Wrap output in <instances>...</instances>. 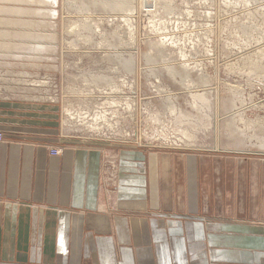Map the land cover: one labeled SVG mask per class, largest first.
<instances>
[{
  "label": "crops",
  "instance_id": "crops-1",
  "mask_svg": "<svg viewBox=\"0 0 264 264\" xmlns=\"http://www.w3.org/2000/svg\"><path fill=\"white\" fill-rule=\"evenodd\" d=\"M64 127L57 104L0 99V264H264L260 164Z\"/></svg>",
  "mask_w": 264,
  "mask_h": 264
},
{
  "label": "rangeland",
  "instance_id": "rangeland-1",
  "mask_svg": "<svg viewBox=\"0 0 264 264\" xmlns=\"http://www.w3.org/2000/svg\"><path fill=\"white\" fill-rule=\"evenodd\" d=\"M112 1L115 2L116 0ZM130 1L125 2L123 6L127 5ZM136 1L139 11L138 18H136V22L134 21L137 31L133 35V39L130 38V30L124 21L112 16L110 19L111 13L108 10H104L105 7L95 3L94 0H43V3L23 5L28 10H35L30 15L0 13V18L20 17L29 19L31 22L41 21L45 24L53 22L52 25L36 28L37 31L42 33L41 37L38 38L19 39L17 37L2 36L0 34V99L10 98L12 96L57 104L60 116L63 119V106L67 104L65 101L66 98L64 99L66 87L70 85L75 91L79 87L83 88L80 86L81 83L75 81L74 78H78L79 75L89 71L112 73L109 69L107 70L108 65L102 61V58L106 55L102 51L103 48H99V43L103 38L109 40L108 42H116L120 37L122 41L116 42L117 46H119V42L131 43L130 46H119L122 51L120 56L128 59L130 57L129 54H131L132 56L134 55L135 60V66L133 67L135 72L129 71L126 67L123 68L122 65L120 66L122 73L125 74L124 79H129L127 81L128 84L122 85L121 87V79L118 77V80H115L117 85L116 89L120 91V96L118 95L116 98L122 101L123 106H121L124 107L122 111L125 109V113L123 112V116L121 114L118 115L119 120L117 123L115 122L117 116L111 118L109 120L112 124L111 126H107V122L105 121H99L103 125L99 130L100 132L92 130L86 125H81L76 130L74 129L76 127L72 129L93 140L98 139V141L106 144H109V142L115 143L123 149L137 147L143 150L151 149L154 151L165 149L181 150L206 155L211 164L221 163L220 159L224 160V157H226L231 162H236V178H240L239 174H242V169L245 170V168L240 167L242 164H246L249 169L250 166L253 168V165L260 164V168H262L260 172L264 175V147L260 146V141L264 139V126L255 127V131L253 132L250 131V128L244 126L245 122L240 120H237L238 122L233 121L234 105L240 106V103L236 100L233 101L234 98H230L231 92L224 90L225 84L243 86V97L244 101L247 102H244L242 105L246 110L243 116L248 120L255 119L258 115L260 117L264 116V85L252 83L253 85L250 86L245 77H240L237 73H235L237 76L233 73L231 74L226 66L227 62L234 63L236 64L235 66L239 65L241 68H244V71H247L246 61L251 62L250 60L256 57L253 48L256 41L261 39L262 34L259 35L254 30H251L253 29L251 26L253 23L249 22L246 18H243L241 22L238 21V23L232 20V24H229L230 20L226 21V17L229 14H226L225 9L231 10L232 7H225L222 3L223 0H214L212 7L210 5L205 6L201 0H188V3L183 2V0H171L173 2L172 9L175 13L167 15L163 19L166 23V26L163 27L166 37L165 44L160 41L163 38L158 37V32L160 31L157 32L156 30L158 35H155L149 31V28H151L149 23L146 22L144 25L142 17L140 16L141 2L140 0ZM165 1L169 5V0ZM78 6L80 8L90 7L91 10H97L96 13L100 14L103 20L100 22V24H103H101L99 32L93 34L94 41L90 44L91 48H83L84 45H82L80 49L82 53H79L77 48H72L68 45L69 40L72 41L78 38L75 34L68 33L69 21L78 19V16L74 15L76 14L75 10ZM52 7L56 9L57 15L47 13V10ZM210 8L215 13L214 20L212 21L215 32L213 31L208 36L205 23H208L206 20V12ZM186 10L191 11L189 15L185 12ZM239 16L244 17L245 15L242 16L241 14ZM221 26H223L224 30H221ZM241 26L245 27L247 33L239 28ZM0 31H29L33 34L37 33L2 22H0ZM117 32L121 36L119 34V37H116L115 33ZM87 33V31L81 32L82 35H86ZM19 41L23 44H29L30 46L28 47L30 48L24 50L15 47L11 48L6 45L7 43H16ZM172 42L173 44H171ZM34 44L35 46L52 47L53 49L46 52L31 51L30 49ZM88 44L86 43L85 47ZM150 45L156 47L153 49ZM179 50H182L187 57H190V66L194 67L196 64L195 61H197L195 68L192 70V75L195 80H197L196 77L201 72H204L210 78L209 84L203 83V80H197V90L200 98L206 99L205 101H200L197 99L199 97H196V103L199 105L203 104V107L197 109L194 104L192 105L193 97L189 95V90L181 84L180 78L178 76L174 78L162 66L159 67L162 68L160 69L162 73L160 72V75L158 74L160 81L162 85L166 86L167 94L172 97L174 104H177V107L180 105L181 108L192 114V117L188 120L181 119L183 122L182 125L176 122L178 116L176 113L170 111L169 101L166 100L164 94L161 91L157 92V88L150 85V81H154L156 84L159 81L155 80L152 76H150V81H146L144 75L145 73H149V70H145L144 68L146 64L144 58L148 56L155 59L154 57H156L155 60L158 61L159 59L160 61L161 55L170 58L178 57ZM249 54H251V58H249L250 56L248 57ZM112 56L115 57L116 55L114 56L112 54ZM115 62L117 61L115 60ZM200 66H202V69ZM17 72H26L27 75L34 77L28 79L29 82L43 80L46 85H23V82L16 84L9 81L11 78H17ZM100 86L99 89L94 87V94L97 97L92 101L85 100L87 103L78 94V96L71 93L67 94V99H70L69 103L71 104L69 106L75 109L83 107L86 111H90L91 114H94V111H103V105L106 100L103 97L105 94L100 91L102 86L106 85L100 84ZM106 90L110 96L114 94L111 88H106ZM211 99L214 103L215 119H213V126L205 129L206 123H208V117L206 115L210 113L208 109L209 103L207 102H210ZM125 101L132 102V109L126 107ZM222 106H226V109L222 108ZM89 117L88 115L81 122L87 121ZM155 118L157 119L155 120ZM193 125L194 127L192 128ZM183 127L191 130L190 133L194 136L193 143H195L193 147H188L186 144L183 146L180 144L167 145L165 144L166 142L159 139L160 137L163 138V133L169 134L168 136L171 138L175 136L179 138L182 135L177 130ZM64 129L68 130L69 128L64 127ZM242 131L245 132L242 133ZM57 149H60L59 151L61 153V148ZM242 189V187H236L234 194L236 196L237 194L239 195L238 192Z\"/></svg>",
  "mask_w": 264,
  "mask_h": 264
},
{
  "label": "bare ground",
  "instance_id": "bare-ground-1",
  "mask_svg": "<svg viewBox=\"0 0 264 264\" xmlns=\"http://www.w3.org/2000/svg\"><path fill=\"white\" fill-rule=\"evenodd\" d=\"M94 1L97 4H101L103 7H105L104 10H108L111 13L110 19L112 16L114 18H117V19L119 18V19L123 20L124 23L128 26V28L130 30V36H131L130 38L131 39L134 38L133 35H135V32L137 31L136 30V24L134 23V21L136 22V18H138V11H139L138 5L136 4V2H137L136 0H131L130 2H128L127 5H124V6H123V4L129 0H116L115 2H113L112 0H94ZM201 1L203 4H205V6L210 5L211 7L214 3V0H201ZM140 2H141V7H140L141 15L140 16L142 17L144 25L146 22L149 23V25L151 27V28H149V31L155 35L159 34L158 37L163 38L162 40L160 39V41L166 44V41H165L166 37H165L164 30H163V27L166 26V23L163 21V19L165 18V16L175 13V11L172 9L173 8L172 7L173 2L171 0H169L168 1L169 5L165 0H140ZM183 2L188 3V0H183ZM34 3H43V0H0V13H5V14L16 13L18 15H30V14H33L35 10L34 9L28 10V9L24 8L23 5H28V4L33 5ZM222 3H223V5H225V7H229V6L232 7L231 10L225 9L226 14H229V16L226 17V21L230 20L229 24H232L231 23L232 20H234L235 23H238V21L241 22L243 18H246V19H248L249 22L253 23V25H251L253 29H251V30H254V32H256L259 35L262 34L261 39L256 41L255 46L253 48V51H255L256 57L253 60L249 59L251 62L246 61V66L248 67V70L244 71V68H241L239 65L235 66L236 64L228 63V62L226 63L227 69L229 70V72L231 74L237 73V74H239L238 76L245 77L247 80V83L250 86L253 85L252 83H258L259 85H264V0H223ZM75 11H76V14H74V15L78 16V19L76 18L75 20L73 19L72 21H69L70 22V26L68 29L69 31L68 30L67 31H68V33L75 34L78 38L75 40L71 39L72 41L69 40L70 42L68 41V45L72 48L73 47L77 48L78 49L77 51L79 53H82V52H80L82 45H84L83 48H88V49L91 48L90 44L93 43V41H94V38H93L94 35L93 34L99 32V30L101 28V24H103V23L100 24L102 19L100 17V14L96 13L97 10H95V9L91 10L90 7L80 8L78 6V8ZM185 12L187 13V15H189L191 11L186 10ZM47 13H52L53 15H57V11H56V9H54V7H52L51 9H48ZM241 14H242V16H244V15L245 16L244 17L239 16ZM214 15H215V13H213L211 11V8L209 11L206 12V20L208 23H205V28L208 31V36L213 31L215 32V29L213 30L214 23H212V21L214 20V17H215ZM79 17H81V18H79ZM114 18H113V21H114ZM0 22L12 24L13 26H18V27H21V28H24L27 30H31L33 32L34 31L37 32L36 34H33L29 31H24V32L23 31H20V32L19 31H11V32L0 31V34L2 36H13V37H17L19 39H23V38L30 39V38L41 37L42 33L37 31L36 28L37 27L38 28L39 27L40 28L46 27L48 25H52V23H53V22H48L47 24H45L44 22H41V21L31 22L29 19H24V18H20V17L0 18ZM29 28H33V29H29ZM239 28L242 29L243 32L247 33L244 26L243 27L241 26ZM156 30H157V32L158 31H160V32H158V34H157ZM221 30H224L223 26H221ZM83 31H87L88 33L86 35H82L81 32H83ZM119 34H120L119 32L115 33L116 37H119ZM120 36H121V34H120ZM108 41L109 40H107L106 38H103L101 40V42L99 43V48L100 49L103 48L102 51L104 52V54L106 56L102 58V61L108 65L107 70L109 69V71L112 73H108V72L107 73H101L100 71L96 72L95 70H94L95 72L89 71L87 73H83V74L79 75L78 78L77 77L74 78V80L80 82L81 83L80 86L83 87V88L79 87L78 90H80V91H78V90L75 91V89L71 88L70 85H68L66 87V91H65L66 94L64 95V99L66 98L65 101L67 104L63 106V119H62V121H63V125L67 128L76 127L74 129H77L81 125L82 126L86 125L90 129L97 130L98 132H100L99 130L101 129V127H103V125L99 121H105V122H107V126H111L112 124H111V122H109V120L111 118H114L115 116H117V120L115 121L117 123V121L119 120L118 115L121 114L123 116V112L126 111L125 109H124V111H122V108H124V107H122L123 106L122 101H119V99L116 98V96H118V95L120 96V91L118 89H116L117 85L115 83V80H118L117 79L118 77L121 79L120 80L122 82L121 87H122V85L128 84L127 81L129 79H127V80L124 79L125 74L122 73V69L120 68L121 65L123 66V68L124 67L128 68L129 71L135 72L134 71L135 69L133 70V67L135 66L134 55L132 56L131 54H129L130 57L128 59H125L122 56H120L122 51H121L119 46H122V45L123 46H130L131 43L119 42L118 43L119 46H117L116 42L122 41V39L120 37H119V40H117L116 42L112 41L114 43H112L111 41L110 42H108ZM86 43L87 44L89 43V44H88V46L85 47ZM171 44H173V42ZM6 45L10 46L11 48L15 47V48H21L24 50L30 48V47H28V46H30L29 44H27V43L23 44L20 41L16 42V43H7ZM150 47L154 49L156 46L150 45ZM52 49H53L52 47H46L45 48V47H41V46H35V44H34V46H32L30 50L31 51L33 50V51H39V52H46V51H49ZM157 51L160 52L159 50H157ZM27 53H29V52H27ZM178 53H179V56L173 57V58L161 55L160 61H159V59H158V61L155 60L156 57H154L155 59H152L151 57L147 56L146 58H144V60L146 62L144 68H145V70L146 69L149 70V73H145L144 75L146 77L145 78L146 81L151 80L150 76H152L155 80L159 81L158 84H156L154 81H150V85H152V87H156L157 92L161 91L164 94L166 100L169 101L170 111L173 113H176L178 116V118L176 116V118H177L176 122H178L179 124L182 125L183 122L181 121V119L183 118L185 120H188L192 117V114L190 112H187L183 108H181L180 105L177 107L176 106L177 104H174L172 97L167 94L166 86L162 85V83L160 81L159 75H160V72L162 71L160 69H162V68H159V67L162 66L163 69L164 70L166 69L174 78L176 76H178L180 78L181 84L189 90V92H190L189 95H191L193 97L192 98V105L194 104V106L197 107V109L199 107H203V104L202 105L197 104L196 100L197 99H199L200 101L206 100L204 98H200L199 92L197 90L198 89V81L197 80H203V83L209 84L210 78L207 74H204V72H201L199 75H197V77H196L197 80H195L193 78V75H192V70L195 68L197 61H195L196 64L194 63L195 65H194V67H192V66H190V62H191L190 57H187L186 54L182 50H179ZM112 54L114 56L115 55L116 56L113 57ZM250 55L251 54H249L248 57ZM249 58H251V56ZM115 60L118 63L115 62ZM200 68L202 69V66H200ZM242 71H244V72H242ZM245 72H247V73H245ZM30 78H34V77H32L31 75H27L26 72H23V73L17 72V78H11V79H9V81H12L16 84H20L21 82H23L24 83L23 85H34V86L46 85V83L43 80H33V81L29 82L28 79H30ZM75 83L77 84V82H75ZM100 84L106 85V86H102V89L100 91L103 94H105V96H103V97L106 100L104 105H103V107H104L103 111L102 110L94 111V114H91L90 111H86L83 107L75 109L74 107L69 106L71 104L69 103L70 99H67V94H69V93L76 94V95L78 94L79 96H82L81 99L83 101H85V100L92 101L94 98L97 97L96 94H94V87L99 89L101 87ZM135 84H136V80H135ZM131 86H132V83H131ZM105 87L109 88V89L111 88L112 91L114 92V94L110 96V94L107 92ZM224 87H225L224 90L226 92L227 91L231 92L230 98H234L233 101L236 100V101H239V103H240V106L234 105L235 110L233 113V121L240 120L242 122H245L244 126L250 128V131H253V132L255 131V129H254L255 127H263L264 126V116L260 117L257 114L258 116L255 117V119H249V120L243 116L245 114V111H246L245 107L242 106L245 102L244 97H243V92H244L243 86H240V85H234L233 86L231 84H228V85L225 84ZM209 88H210V86H209ZM122 92H124V90H122ZM196 97H199V98L196 99ZM249 97H251V95H249ZM87 101H85V102L87 103ZM124 103H125L126 107H130L132 109V102L130 103L128 101H125ZM207 103H209L208 109H209L210 113L206 115L208 117V123H206L205 129H207V127L213 126V123H214L213 119H215L213 100L211 99L210 102H207ZM245 103H247V102H245ZM225 107L222 106V108H225ZM88 115L90 116L88 118V120L81 122V121L85 120L84 118L88 117ZM156 119L157 118H155V120ZM193 127H194V125L192 126V128ZM231 127H233V126H231ZM177 131L181 133L180 135H182L179 138L177 136L171 138L170 136H168L169 134L167 135L166 133H163L164 134L163 138L160 137L159 139L162 140L163 142H166L165 144H167V145H169V144L170 145L180 144L181 146H183L184 144H186L188 147L194 146V144H195V143H193L194 142V140H193L194 136H193V134L190 133V131H191L190 129H188L187 127H183V128H178ZM244 132L245 131H242V133H244ZM159 136H161V135H159ZM177 140H179V141H177ZM260 142H261L260 146L264 147V139H262Z\"/></svg>",
  "mask_w": 264,
  "mask_h": 264
},
{
  "label": "built area",
  "instance_id": "built-area-1",
  "mask_svg": "<svg viewBox=\"0 0 264 264\" xmlns=\"http://www.w3.org/2000/svg\"><path fill=\"white\" fill-rule=\"evenodd\" d=\"M0 139H2V133H0ZM59 150H60V149H57V148H51V149H50V153H51L52 155H57V154L60 153Z\"/></svg>",
  "mask_w": 264,
  "mask_h": 264
}]
</instances>
